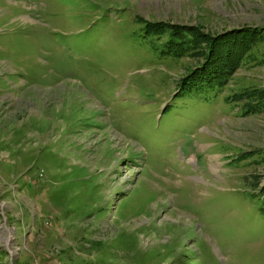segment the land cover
<instances>
[{"label": "rangeland", "instance_id": "obj_1", "mask_svg": "<svg viewBox=\"0 0 264 264\" xmlns=\"http://www.w3.org/2000/svg\"><path fill=\"white\" fill-rule=\"evenodd\" d=\"M160 25L260 35L179 94ZM0 264H264V0H0Z\"/></svg>", "mask_w": 264, "mask_h": 264}, {"label": "trees", "instance_id": "obj_2", "mask_svg": "<svg viewBox=\"0 0 264 264\" xmlns=\"http://www.w3.org/2000/svg\"><path fill=\"white\" fill-rule=\"evenodd\" d=\"M158 34H166L165 52L178 58L191 53L202 54V64L192 70L181 81L182 92L198 88L224 87L238 68L240 60L260 32L231 31L216 38L197 29L179 28L168 25L156 26ZM256 185V184H255Z\"/></svg>", "mask_w": 264, "mask_h": 264}, {"label": "bare ground", "instance_id": "obj_3", "mask_svg": "<svg viewBox=\"0 0 264 264\" xmlns=\"http://www.w3.org/2000/svg\"><path fill=\"white\" fill-rule=\"evenodd\" d=\"M11 241H12V238H11V237L6 239V242L8 243V245L11 243ZM9 250H10V249H9ZM16 251H17V250H13V251H12L13 254H15Z\"/></svg>", "mask_w": 264, "mask_h": 264}]
</instances>
